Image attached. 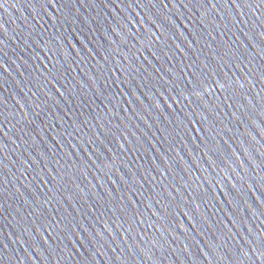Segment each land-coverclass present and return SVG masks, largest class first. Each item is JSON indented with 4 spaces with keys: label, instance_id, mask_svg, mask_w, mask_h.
I'll return each instance as SVG.
<instances>
[{
    "label": "water",
    "instance_id": "95a60500",
    "mask_svg": "<svg viewBox=\"0 0 264 264\" xmlns=\"http://www.w3.org/2000/svg\"><path fill=\"white\" fill-rule=\"evenodd\" d=\"M260 3L0 0V264H264Z\"/></svg>",
    "mask_w": 264,
    "mask_h": 264
},
{
    "label": "snow or ice",
    "instance_id": "6c2138e0",
    "mask_svg": "<svg viewBox=\"0 0 264 264\" xmlns=\"http://www.w3.org/2000/svg\"><path fill=\"white\" fill-rule=\"evenodd\" d=\"M262 5H264V0H261V3H260V4H252L251 7H252L253 10H255L256 8H258V7L262 6ZM261 51H264V41H262V48H261ZM25 106H28V105H27V101H25ZM29 110H31V109H29ZM242 117H243V114H242ZM240 122H241V123H244V122H246V120H245L244 118H241ZM204 247H205L206 249H208L207 255H214L215 251L217 250L216 247H215V245H214V243H211V244H210V243H205V244H204ZM237 251H238L241 255H245V256L248 255V253L244 251V246H243V245H241V246L237 249ZM249 251H252V250L249 249Z\"/></svg>",
    "mask_w": 264,
    "mask_h": 264
}]
</instances>
